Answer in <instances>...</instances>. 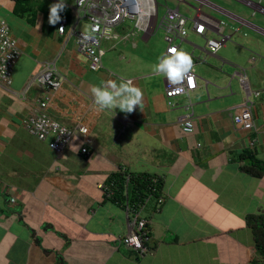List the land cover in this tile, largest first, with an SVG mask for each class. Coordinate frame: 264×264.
I'll use <instances>...</instances> for the list:
<instances>
[{
	"label": "crops",
	"instance_id": "1",
	"mask_svg": "<svg viewBox=\"0 0 264 264\" xmlns=\"http://www.w3.org/2000/svg\"><path fill=\"white\" fill-rule=\"evenodd\" d=\"M56 2L0 0V19L20 49L10 87L0 85V264H251L256 251L245 217L264 214V175L243 173L238 158L249 152L264 161V0H202L201 7L193 0L222 25L225 41L216 54L203 47L195 53L188 22L180 50L188 53L183 43L193 46L188 54L196 88L170 99L166 78L154 72L166 45L153 52L146 44L151 36L142 33L105 40L103 67L90 71L69 33L88 22H76L72 0L60 13L66 26L58 33L61 20L48 23ZM116 32L125 34L124 28ZM199 37L219 38L212 30ZM48 64L62 78L60 87L47 91L32 84L22 95ZM242 71L249 90L259 92L248 95L252 130L233 123L247 96L234 76ZM126 80L143 92L140 108L130 114L96 111L90 86ZM44 96L48 116L76 130L61 155L24 128ZM186 115L191 133L181 128ZM121 171L159 179L162 202L146 198L127 213L107 194ZM134 213L147 222L150 251L143 256L120 241Z\"/></svg>",
	"mask_w": 264,
	"mask_h": 264
},
{
	"label": "built area",
	"instance_id": "2",
	"mask_svg": "<svg viewBox=\"0 0 264 264\" xmlns=\"http://www.w3.org/2000/svg\"><path fill=\"white\" fill-rule=\"evenodd\" d=\"M174 1L177 2L176 8L170 9L165 4V13L158 20V4L156 0H84L83 3L80 0H73L71 9L76 22L85 18L88 22V31L84 32L72 27L69 33L74 37L77 52L86 58L90 71H98L103 67L102 57L104 50L101 48L103 41H124L129 37H133L136 33H142L145 37H149L157 30H160L163 33V41L166 45L164 56L172 54L173 50L179 51L180 44L185 40L188 32V22H191L192 30L198 36L204 37L207 30L215 31L219 38H205L203 50L208 54H216L225 41V36L222 34V25L204 16L200 8L203 4L202 0H196L200 6L197 8L189 5L187 2L189 0ZM179 4H187L194 10L195 15L191 20L179 11ZM247 4L250 3L248 2ZM260 11L264 12V9L260 8ZM127 22L131 23L130 27H127ZM65 26L66 21L61 20L57 27L58 33L63 34ZM116 28H124L125 34L121 35L116 32ZM94 29L98 30L93 31ZM19 56L20 49L17 41L11 35L8 24L0 19V85L5 89L10 87L13 68ZM234 76L238 78L247 96L233 115V123L243 130H252L254 128V120L251 112L252 103L248 100V95L252 93L258 96L259 92H251L249 90L247 76L244 71ZM195 79L196 76L193 69L180 85H171L165 79V97L170 99L176 96L188 95L196 88ZM61 82L62 78H60L54 65L48 64L30 79L22 95L32 84H37L47 91H55L60 87ZM177 88H183V91L176 94ZM48 100L47 96L36 100V110L25 119L24 128L38 140L48 141L49 147L54 154L61 155L68 148L76 130L48 116L46 113ZM168 104L171 105L169 101ZM180 124L183 132L191 133L193 131L191 115L180 118ZM76 129L79 133L85 132L83 126H78ZM80 151L83 154L87 153L86 148H82ZM10 201L13 203L14 199ZM157 202L161 203L162 198L157 197ZM130 211L134 210L126 205V212L133 213ZM133 216L132 228L120 241L124 246L135 250L140 256H143L150 251L147 247L150 239L146 230L147 222L138 218L137 213H134Z\"/></svg>",
	"mask_w": 264,
	"mask_h": 264
},
{
	"label": "clouds",
	"instance_id": "3",
	"mask_svg": "<svg viewBox=\"0 0 264 264\" xmlns=\"http://www.w3.org/2000/svg\"><path fill=\"white\" fill-rule=\"evenodd\" d=\"M81 3L84 0H80ZM66 0H57L49 6L48 23L55 25L61 20V15L65 10ZM94 29L93 31H97ZM193 69L191 56L182 51L173 50L172 54L159 58L154 65V72L162 75L171 85H180ZM95 70V69H94ZM183 91V88H177L176 94ZM90 92L93 97V104L96 111L114 110L130 114L139 109L143 102V92L140 88L133 86L132 81L117 83L108 81L100 86L91 85Z\"/></svg>",
	"mask_w": 264,
	"mask_h": 264
},
{
	"label": "trees",
	"instance_id": "4",
	"mask_svg": "<svg viewBox=\"0 0 264 264\" xmlns=\"http://www.w3.org/2000/svg\"><path fill=\"white\" fill-rule=\"evenodd\" d=\"M238 159L243 162V173L257 178L264 175V161L258 160L252 153L243 152ZM109 187L110 192L107 194L110 193L114 201L127 205L132 210L143 204L146 198H157L161 189L160 180L153 176L123 171L112 176ZM245 224L250 230L256 251L251 264H264V214L247 215Z\"/></svg>",
	"mask_w": 264,
	"mask_h": 264
},
{
	"label": "rangeland",
	"instance_id": "5",
	"mask_svg": "<svg viewBox=\"0 0 264 264\" xmlns=\"http://www.w3.org/2000/svg\"><path fill=\"white\" fill-rule=\"evenodd\" d=\"M156 1H157V4H158V20H160L162 18V16L164 15V13H165V10H166L165 7H164L165 4H167V7L170 8V9L171 8H175V6L177 5V2H175L174 0H156ZM187 2L189 3V5H192V6L195 7V4H194L193 1L189 0ZM71 3H72V0H66V4L70 5ZM189 5H187V4H179V9H180L181 13L183 15H185L187 18H192L194 16V10ZM126 25H127V27H130L131 23L127 22ZM188 25H190V24H188ZM80 28L84 32L88 31V28H87L86 24L82 23V27H80ZM188 28L189 27H187V29ZM188 35L190 37L189 41L192 44L196 45L197 47L193 50V46L192 45L187 44V43H183L182 44V49L186 50L188 53H191L192 50L195 53L198 52L199 48L204 46L205 41L199 36H196V35L190 36V33ZM162 36H163L162 31L157 30L150 37L149 41L146 43L147 46L150 48V50H152L153 52H156V53H161L164 50L165 44H164V42L162 40ZM210 64L213 65V66L215 65V64H212V63H210ZM197 66H200V65H197ZM210 70H213V69H210Z\"/></svg>",
	"mask_w": 264,
	"mask_h": 264
}]
</instances>
